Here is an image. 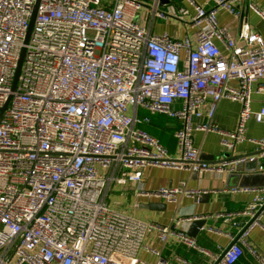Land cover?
<instances>
[{"label": "built area", "instance_id": "2783aa9c", "mask_svg": "<svg viewBox=\"0 0 264 264\" xmlns=\"http://www.w3.org/2000/svg\"><path fill=\"white\" fill-rule=\"evenodd\" d=\"M165 1L0 0V264H145L138 253L153 230L164 242L171 236L210 255L179 230L202 218L165 227L115 210L107 200L113 184L135 185L137 196L167 203L199 198L206 192L184 185L148 191L144 172L221 174L257 160L234 155L246 141L264 158V137L246 136L253 117L264 124V109L252 110L253 86L264 80V38L248 22L233 36L217 17L224 10L238 18L243 0H210L209 10L184 0L194 14ZM253 8L264 20V10ZM158 21L195 34H153ZM222 100L241 104L233 132L214 121ZM156 115L181 122L178 157L140 128ZM197 132L219 135L233 154L210 165L194 146ZM253 192L243 210L213 217L237 234L226 235L231 244L211 264H237L245 251L264 264L248 241L255 228H264V188ZM152 252L156 264H169Z\"/></svg>", "mask_w": 264, "mask_h": 264}, {"label": "crops", "instance_id": "0c3cea01", "mask_svg": "<svg viewBox=\"0 0 264 264\" xmlns=\"http://www.w3.org/2000/svg\"><path fill=\"white\" fill-rule=\"evenodd\" d=\"M149 2L150 0H142ZM207 10L214 5L210 0H196ZM165 4H173L178 7H187L191 13L194 10L184 0H166ZM255 6L259 10H264V0H243L236 10L239 17L231 15L227 11L221 10L218 13L220 26L229 28L231 34L236 36L243 22L250 23L254 30L264 38V20L258 14ZM152 33L161 35L168 33L170 36L184 38L185 35H194L195 30H186L182 24L176 22L158 21L152 27ZM219 48L226 53L225 47L218 43ZM259 85H264V80L253 86L252 110L257 113L264 109V92L258 90ZM181 104L176 105L180 107ZM241 112V104L231 100H222L217 108L215 123L222 130L235 131L238 125ZM144 111L140 116H147ZM150 123L140 125L144 131H148L153 137L158 139L167 149L172 157H178L177 141L175 133L181 128V122L165 115L150 116ZM206 121V120H205ZM204 122V121H203ZM248 139H261L264 137V124L253 117L247 126ZM194 146L200 150L204 161L210 165H219L226 162L233 153H228L221 145V138L215 133L197 132L194 134ZM235 156L257 157L254 162L230 165L229 170L223 173H205L199 175L185 170L150 168L144 172V188L148 191H155L161 188H178L185 186L190 190H200L203 193L199 198L181 197L178 203H167L156 198L137 196L135 185H115L111 186L108 192V202L111 208L132 216L140 221L155 223L160 226L174 228V224L179 218L198 217L202 218L205 225L197 227L195 230L191 224H184L179 229L193 238L197 244L206 249L210 255H205L198 250L189 248L177 238L169 237L166 242L159 238V232L153 230L146 235L143 248L138 253V258L145 264H156L158 257L152 251H158L162 258L169 264H211L212 256L220 253V249L226 248L232 242L231 237L237 234L231 224H225L223 220L214 219L217 214L232 213L241 211L252 203L255 192L254 189L264 188V174L260 167H264V158L259 157L260 153L256 145L246 141L236 147ZM242 166V171L237 173L238 166ZM235 175L228 188L229 177ZM246 189H250L248 191ZM237 191V192H234ZM204 196H208L204 199ZM157 205L159 207H154ZM264 226V218L262 220ZM209 228L220 231L209 232ZM249 244L260 250L264 255V228H255L248 239ZM237 264H257L255 258L245 251L244 256Z\"/></svg>", "mask_w": 264, "mask_h": 264}, {"label": "water", "instance_id": "95a60500", "mask_svg": "<svg viewBox=\"0 0 264 264\" xmlns=\"http://www.w3.org/2000/svg\"><path fill=\"white\" fill-rule=\"evenodd\" d=\"M37 8H38V2H37V5H36V7H35V9H34V11H33V14H32V18H31V22H30V29H29V34H28L27 40L29 39L30 33H31L32 28H33V25H34V21H35L36 13H37ZM21 64H22V61H21V63H20V67H21ZM20 67H19V70H18L17 76L19 75ZM7 106H8V103H7V104L5 105V107L1 110V115L6 111ZM202 159H205L204 156L202 157ZM241 168H242L241 165L238 166V168H237V170H236L237 173H239V172L242 171ZM233 178H235V175H231V176L229 177L228 188L231 187V186H230V182L232 181ZM203 198H204V199H207L208 196H204ZM155 207H159V206L154 205L153 208H155ZM204 225H205V222L202 221V220L194 221V222H193V225H192V228L195 230V228H197V227H201V226L203 227Z\"/></svg>", "mask_w": 264, "mask_h": 264}, {"label": "trees", "instance_id": "16d2710c", "mask_svg": "<svg viewBox=\"0 0 264 264\" xmlns=\"http://www.w3.org/2000/svg\"><path fill=\"white\" fill-rule=\"evenodd\" d=\"M144 130V129H143ZM146 131V130H145ZM147 133H149L148 131H146ZM150 134V133H149Z\"/></svg>", "mask_w": 264, "mask_h": 264}]
</instances>
